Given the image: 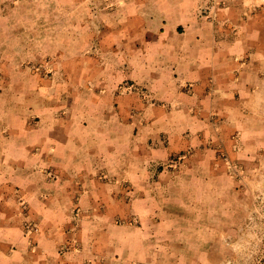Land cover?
Wrapping results in <instances>:
<instances>
[{
    "label": "crops",
    "instance_id": "1",
    "mask_svg": "<svg viewBox=\"0 0 264 264\" xmlns=\"http://www.w3.org/2000/svg\"><path fill=\"white\" fill-rule=\"evenodd\" d=\"M203 1L5 3L3 57L63 78L4 70L0 264L219 263L240 196L217 147L257 101L264 0Z\"/></svg>",
    "mask_w": 264,
    "mask_h": 264
},
{
    "label": "rangeland",
    "instance_id": "2",
    "mask_svg": "<svg viewBox=\"0 0 264 264\" xmlns=\"http://www.w3.org/2000/svg\"><path fill=\"white\" fill-rule=\"evenodd\" d=\"M11 2L12 0H0V20L9 15L10 11H7L9 5L7 3ZM218 4L215 0H204L201 15L214 21ZM12 64L19 66L21 69H27L28 66L30 72L34 71L43 78H54L60 81L63 78L61 75H56L58 64L53 57L37 62L34 60L20 62L19 60L3 57V50L0 47V97L8 92L6 89L13 76H10L4 70L12 67ZM125 88L137 93L146 102L153 103L155 101L153 95L141 86L132 88L127 85ZM51 91L50 88L45 93H51ZM254 91L257 95L256 104H253L252 107L242 108V114L244 115L240 119L242 123L237 124V127L234 124H226L228 131L235 129V132H233L235 144L231 148H228L229 145L225 147L223 144L217 147L219 156L228 164V174L235 183L236 193L240 196L239 208L235 211L234 219L225 222L221 227L224 233L219 236V250L214 251L213 255L208 258L209 260L211 258L219 260L218 264H264L263 70ZM247 136L249 137L247 138ZM189 153L174 156L169 163L179 167ZM100 177L110 179V176L103 173L100 174ZM127 189L132 195V187L127 186Z\"/></svg>",
    "mask_w": 264,
    "mask_h": 264
}]
</instances>
